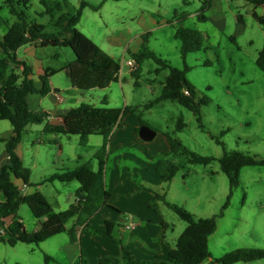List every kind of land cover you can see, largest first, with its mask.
Listing matches in <instances>:
<instances>
[{"label":"rangeland","instance_id":"1","mask_svg":"<svg viewBox=\"0 0 264 264\" xmlns=\"http://www.w3.org/2000/svg\"><path fill=\"white\" fill-rule=\"evenodd\" d=\"M86 1L99 8H85L77 28H81L84 34L97 42H100L106 27L109 31H114L132 23L127 13V0ZM203 1L189 0L188 4L183 0L163 2L160 9L162 16L156 15L160 23L150 27L146 42L150 50L168 60L172 66L184 68L186 63L191 67L187 78L196 86L198 96L211 99L209 104L201 108L202 122H198L192 111L172 100L161 101L150 108L137 106L136 113L151 129L169 132L198 153L219 159L225 152L237 150L264 158V72L256 65L259 51L264 46V29L250 13L254 8L261 13L262 8L248 0H211L207 20L204 21L198 16ZM146 2L152 5L150 0ZM58 3L61 4L62 10L57 8ZM80 4L81 0H32L28 5L21 3L19 8L26 13L28 22L42 24L47 33L57 34L62 31L56 25L58 17L62 12H75ZM240 14L241 21L238 19ZM184 16L186 18L182 26L196 28L204 36L200 50L188 53L185 58L181 53L182 42L175 36L176 27L181 25L178 19ZM14 18L4 0H0V38L7 32L8 23ZM119 34V31L114 33L122 42L128 37V34L123 37ZM115 39L118 38L114 37L113 40ZM35 51L45 65L55 68L75 60V53L68 46L38 45ZM122 51L123 49L117 51L121 64L124 61ZM24 52L22 47L18 54L24 56ZM55 53L60 54L59 58L54 57ZM30 59L36 62L35 56ZM156 67L157 64L152 59H147L142 64L140 84L134 86L135 102L145 98L148 103L161 94L160 81L169 74V69L156 74ZM17 71L21 73V70ZM154 78L157 83L152 84V87H157L156 92L150 87V81ZM55 80L61 92L68 98L69 93L65 86L71 84L67 76L59 73ZM49 95L50 93L34 96L29 106L33 108V102L43 97L44 107L51 108L54 100ZM116 97L117 95L114 96L115 100L122 102L120 95L119 99ZM180 117L186 126L182 131L176 132ZM45 125L31 124L26 128L21 136L18 153L23 156L24 164L30 170L31 182L48 185V201L55 210L62 211L74 201L78 182H44L45 179L54 172L75 168L79 156L82 157L80 162L88 163L95 169L99 162L95 155L102 147L103 137L93 135L88 144L83 146L80 135L47 132ZM11 127L10 121L0 120V136L10 135ZM217 137L223 144L216 142ZM152 141H156L158 149L163 148L166 143L162 142L159 135ZM3 145L0 142V151ZM162 153L154 156L155 166ZM185 173H188L187 176H184ZM16 181L21 183V180ZM151 182L144 183L146 190L150 188L155 193L165 194L168 201L184 206L197 218L220 215L230 194L229 179L221 170L217 159L209 165H188L178 171L172 181L160 183L162 186L155 185L152 177ZM153 204H156L158 213L170 225L167 237H179L187 223L162 200L158 199ZM18 214L28 231L36 229L39 220L33 216L28 205L23 204ZM71 225L72 220L67 223V228ZM118 227L116 225V230ZM142 229L145 230L144 227ZM130 233L126 230L121 236L129 237ZM69 237V233L65 232L40 244H0L4 250L1 255L4 254L10 261L8 264H82L81 258L75 255L76 246L72 244L68 248L65 247L70 241ZM242 247L264 248V166H245L241 169L240 184L233 190L223 215L217 216V229L209 237L212 259ZM45 254L55 260L46 262ZM235 264H264V259Z\"/></svg>","mask_w":264,"mask_h":264},{"label":"trees","instance_id":"2","mask_svg":"<svg viewBox=\"0 0 264 264\" xmlns=\"http://www.w3.org/2000/svg\"><path fill=\"white\" fill-rule=\"evenodd\" d=\"M31 1L4 0L15 20L0 38V120H9L13 127V135L11 137H0V142H5L6 151L9 154V162L0 169V191L3 194V199H0V241L10 246H15L20 242L40 244L48 238L67 231L71 236V240L77 241V226L87 224L100 209L110 206L111 193L106 187L105 164L106 149L114 125L128 113H133L140 121L138 132L142 126H148L136 113L135 106H125L124 108L110 107L107 105L106 99L102 100V106L82 103L70 109L63 116L61 124L47 122L45 131L57 134L80 135L81 145L83 146L88 144L91 136H103L102 147L95 155L99 159L98 170H95L88 163H82L73 169L54 173L46 179L47 181L59 179L64 182L76 180L80 183L76 193V203L65 211H55L52 204L40 191L29 194L22 193L13 178L29 184L30 170L25 167L16 148L21 142L22 133L29 125L42 124L50 116L48 112L30 110L28 96L35 93L47 94L49 92V78L58 71L46 70L44 75L41 76L42 87L39 88L30 77L32 73L31 67L26 62L18 59L16 54L18 49L34 43L42 47H71L75 53V60L65 65L61 71H64L72 85L80 90L105 89L110 84L117 82L121 73V63L77 28L84 8L91 6L97 10L99 6H94L86 0H81L80 7L75 12H62L58 17L56 25L62 31L54 34L47 33L45 26L42 24L28 22L26 13L19 8V5L21 3L28 5ZM183 1L186 4L189 3V0ZM248 1L255 6L264 5V0ZM57 8L62 10L60 3L57 4ZM208 8L209 0H204L198 13L200 19H206L204 12ZM253 16L264 29V12L263 14L254 12ZM185 18L186 16L178 19L181 25L176 27L175 32L176 38L182 42L181 53L184 58L188 53L200 50L204 38L202 32L198 29L182 26ZM238 18L241 19V16L238 15ZM143 39L144 43L141 49L131 54L137 64L136 69L132 71V76L136 79V85H139L142 64L147 59H152L156 62L157 67L154 70L156 74L169 69L161 94L155 100L146 103L144 108H150L164 100L176 101L192 111L198 122L201 123V108L203 105L209 104L211 99L207 96H198L196 86L187 78V72L191 67L186 63L184 68L172 66L168 60L150 50L146 43L148 41L147 34L143 35ZM232 40L234 39L232 38ZM256 65L264 72V46L259 51ZM20 67H22L21 73L17 71ZM185 126L183 118L180 117L177 121L176 132L182 131ZM200 126L203 127L202 124ZM164 135L170 149L168 152L161 154L155 166L162 181L164 183L172 181L178 171L188 165H209L217 159L221 170L226 174L230 183V194L223 210L228 207L233 190L240 184L241 169L245 166H264V158L248 152L228 151L218 159L188 148L181 139L169 132H165ZM216 142L223 144L219 137L216 138ZM187 174L185 173L184 176H187ZM148 190L154 192L150 188ZM155 196L157 200H162L165 205L184 220L187 226L177 238L175 246L170 249L166 260L148 261L134 258L130 251L125 248L121 239H117L114 236L116 223L107 220L104 231L101 234L108 240L122 245L123 264H202L208 259H211V264H235L237 262L264 259V248L260 247L237 248L219 258L212 259L209 250V237L216 231L217 216H222L223 210L220 215L197 218L184 206L168 201L165 194L155 193ZM23 204L28 205L34 217L40 220L41 227L38 230L28 231L26 229L18 214ZM72 218H77V222L73 228L67 230L66 225ZM163 225L165 226L166 222L163 221ZM45 260L49 262L53 258L45 254Z\"/></svg>","mask_w":264,"mask_h":264},{"label":"crops","instance_id":"3","mask_svg":"<svg viewBox=\"0 0 264 264\" xmlns=\"http://www.w3.org/2000/svg\"><path fill=\"white\" fill-rule=\"evenodd\" d=\"M146 1L147 0H127L128 2L127 13L130 19L132 20L133 24L131 23L132 25L129 24L124 27H120L118 29H116L115 27L116 30L114 31H109L108 28L106 27L103 37L100 38L99 40L100 42H97L95 39H92L105 52L110 54L119 62H120V58H118L119 54H117V51L123 49L122 61L123 60L124 61L121 64V73L119 76V80L117 82H114L116 84L112 83L105 89L90 90L91 93H85L86 92L85 90H80L79 88L73 86L70 79L67 77L71 85L66 84L65 86V89H67L69 93V97L66 98L65 95L61 92L60 90L61 88L57 84L55 78L56 76H58L59 73L65 74L64 71H61V69L68 63H63L58 68L52 67L51 65H45L42 59H40L36 54L35 49L38 47V45L35 43L30 44V46H26V45L23 46L25 51L24 56H20L18 54L19 50L22 47L18 49L16 53L18 59L26 62L27 65L31 67L32 73L30 77L34 80L35 84L39 88L42 87L41 76L44 75L46 70L58 71L57 73L52 74V76H50L49 78L48 93H50L49 96L54 100L53 106H51V108H45L44 98L41 97L39 99H36L37 100L36 102H33V106H32L33 108H31L29 106V102L34 99V96L37 95L44 96L40 93H35V94H30L28 96L29 109L34 112H48L50 116L46 120V122H44L45 124L47 122L53 124H61L63 122V116L70 109L77 107L82 103H91L95 106H102V100L106 99L108 102L107 105L110 107L124 108L125 106H135L137 108V106L142 107L143 105H145L146 103L145 98H142V100H140L139 102H135L136 92L134 86L136 85V80L133 79L132 70L131 67L127 64V61L129 59H133L131 56L133 52H138L141 49L142 44L144 43L143 35L149 34L148 31L150 27L155 24L159 25L160 22L157 20L156 15H161L160 9L162 7V3L168 0H150L152 5H148ZM210 1L211 0H209V7H210ZM260 7L262 8L261 13H259L256 10V8L250 10L252 16L254 12L263 14L264 5H261ZM208 10H210V8H208L205 11L206 14L204 12V16L206 17L205 20H207ZM240 16L241 19L239 18L238 19L241 21L242 15L240 14ZM122 17L124 16L122 15ZM12 22L8 23V28ZM79 24L80 22L78 23V25ZM79 30L83 32L81 28H79ZM118 31L121 33L119 34L121 35V37L128 34V37L125 41L122 42L119 39V36L114 35V33L115 32L117 33ZM114 37L118 39L113 40ZM132 45H133V50H131ZM126 53L129 54V57L127 58H126ZM31 56H35L36 62H33V60L30 59ZM59 56H60L59 53L54 54V57L56 58H59ZM19 70L22 71V67H20ZM34 70H36L37 72H34ZM36 76H38L37 79ZM129 76H131L132 78L129 79L128 78ZM167 76L168 74H166L164 76V79L160 81L161 88H163ZM156 83H157L156 78L150 81V87L151 89H153L152 90L153 92H156L157 87H152V84L155 85ZM58 94H61L63 96V100L58 99L57 97ZM115 95H117L116 97L117 99H119L118 95H120L122 102L115 100L114 98ZM139 126H140V121L137 118V116L133 113H128L120 121H118L113 127V130L110 135V141L106 149V164H105L106 187L111 193L109 200L110 206H105L102 209H100L97 212V214L92 218V220H90L87 224L77 226L76 229L77 241L75 242L72 241L70 236L69 237L70 241L65 244L66 248L72 246V244L76 246L75 255L81 258L82 264H123L122 245L117 242L108 240L106 237L102 236L101 234L104 231L105 222L107 220L113 221L114 223H116L117 226H119L118 230H116V226H115L114 236L117 239H121L125 248L128 251H130L132 256L136 259L148 260V261L166 260L170 249L175 246L178 237L175 238L167 237V230L169 229L170 225L158 213L159 211L158 208H156L155 206L156 204H153V202L157 200L155 196V192L146 190V186L144 184L145 182L152 183L151 177L155 180L156 182L155 185L162 186V184L160 183L164 184L160 175L156 171L154 156L157 157L159 155L158 153L160 152L161 153L168 152L170 146L164 135L165 132L163 133V132L155 131L156 134L154 139L159 135L162 142H166L164 144V147L161 149L157 148L156 141H152L154 139L152 140L142 139L139 132L137 131ZM12 129L13 127L9 129L10 135H1V136L11 137V135H13ZM2 143L4 145H3V149L0 151V169L9 162V154L6 151L5 142ZM18 147L19 145L16 148L17 153H18ZM19 156L22 158L24 162L23 156L22 155ZM81 159L82 157L79 156V162L77 166L82 164V162H80ZM98 168H99V162L97 163L95 170H98ZM54 173H60V172H54ZM46 179L44 182H54L56 180H59V179H55L53 181H47ZM13 180L15 184L21 189L23 194H29L35 191H40L46 196V198L48 197L47 194L49 191L48 185H45L43 183L34 184L33 182H31V179L29 184H25L22 180L21 183H17L16 180L19 179H15V178H13ZM79 187H80V183L78 182L74 201H71V199H69L71 202L68 208H70L72 205L76 203V199H77L76 193ZM1 197L3 198V196ZM70 220H72V225L70 228H67V230L73 228L75 223L77 222V218H72ZM163 221L166 222L165 226L163 225ZM131 224L134 225V228L128 229L127 226ZM40 227H41V222L39 220L35 230H38ZM142 227H144L145 230L142 229ZM126 230L131 232L129 237H122L121 233L125 232ZM0 244H7V243L0 241ZM2 251L4 250L0 246V264L10 263V261L6 259L4 254L1 255ZM53 260L55 259L53 258ZM207 261L209 262V264H211V259H208Z\"/></svg>","mask_w":264,"mask_h":264},{"label":"water","instance_id":"4","mask_svg":"<svg viewBox=\"0 0 264 264\" xmlns=\"http://www.w3.org/2000/svg\"><path fill=\"white\" fill-rule=\"evenodd\" d=\"M139 134L144 140H151L155 136L156 132L148 126H142L139 130Z\"/></svg>","mask_w":264,"mask_h":264},{"label":"built area","instance_id":"5","mask_svg":"<svg viewBox=\"0 0 264 264\" xmlns=\"http://www.w3.org/2000/svg\"><path fill=\"white\" fill-rule=\"evenodd\" d=\"M127 64L131 67V70H132V71L135 70L136 67H137L136 62H135L133 59H129V60L127 61ZM186 92H188V91H186ZM57 97H58L59 100H63V96H62L61 94H58ZM1 196H3V194H2V192L0 191V199H3ZM127 228H128V229H132V228H134V225L131 224V225L127 226Z\"/></svg>","mask_w":264,"mask_h":264}]
</instances>
